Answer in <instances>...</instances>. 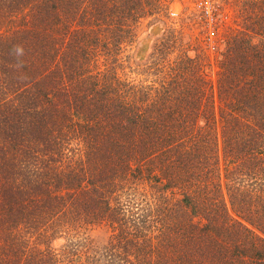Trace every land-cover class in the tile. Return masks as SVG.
Returning <instances> with one entry per match:
<instances>
[{
	"label": "trees",
	"instance_id": "16d2710c",
	"mask_svg": "<svg viewBox=\"0 0 264 264\" xmlns=\"http://www.w3.org/2000/svg\"><path fill=\"white\" fill-rule=\"evenodd\" d=\"M169 2L0 0V264H264V0Z\"/></svg>",
	"mask_w": 264,
	"mask_h": 264
},
{
	"label": "rangeland",
	"instance_id": "374dc122",
	"mask_svg": "<svg viewBox=\"0 0 264 264\" xmlns=\"http://www.w3.org/2000/svg\"><path fill=\"white\" fill-rule=\"evenodd\" d=\"M201 0H170L167 10L162 14L144 19L138 27L136 38L131 47V64L142 61L153 41L167 25L182 27L185 38H191V45L204 50L203 35L215 38L219 44L224 31L229 26L231 8L219 0H209L212 5L210 15L202 12ZM219 5V6H218ZM206 48V47H205ZM93 243L103 241L105 232L100 228L88 232Z\"/></svg>",
	"mask_w": 264,
	"mask_h": 264
},
{
	"label": "built area",
	"instance_id": "2783aa9c",
	"mask_svg": "<svg viewBox=\"0 0 264 264\" xmlns=\"http://www.w3.org/2000/svg\"><path fill=\"white\" fill-rule=\"evenodd\" d=\"M201 10L205 15H209L210 11H211V3L209 0H201Z\"/></svg>",
	"mask_w": 264,
	"mask_h": 264
},
{
	"label": "clouds",
	"instance_id": "9594fccd",
	"mask_svg": "<svg viewBox=\"0 0 264 264\" xmlns=\"http://www.w3.org/2000/svg\"><path fill=\"white\" fill-rule=\"evenodd\" d=\"M17 51H19V50H17Z\"/></svg>",
	"mask_w": 264,
	"mask_h": 264
}]
</instances>
